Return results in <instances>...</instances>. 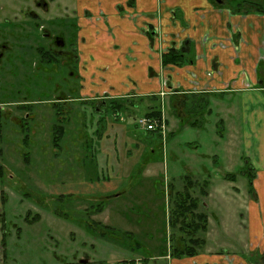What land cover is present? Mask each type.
Listing matches in <instances>:
<instances>
[{"label": "rangeland", "instance_id": "rangeland-1", "mask_svg": "<svg viewBox=\"0 0 264 264\" xmlns=\"http://www.w3.org/2000/svg\"><path fill=\"white\" fill-rule=\"evenodd\" d=\"M33 1L0 0V33L15 32L14 37L8 36L7 45L11 47L17 37L21 44L12 52L15 57L5 68L0 89L4 93L3 108L9 113L0 123V264H76L85 255L103 264H125L130 260H136L134 264H172L160 257V248L170 249L171 245L170 230L166 236L163 231L165 224L169 227V191L172 184L182 191L189 182L194 185V197L204 200L200 211L215 222L219 218L223 225L215 248L228 256L245 251L246 211L242 205L250 197L249 190L254 192L250 171L236 158L228 169L223 156L230 150L231 140L225 130L218 129L215 113L206 117L200 113L199 98H132L129 104L134 106L122 112V120L114 121L112 111L106 113L108 125L115 124L118 129L107 126L99 134L92 129L98 116L94 120L91 117L98 104L87 106L73 100L62 105L63 114L69 118L64 124L65 138L58 148L52 144L54 104L60 98L69 101L81 95L79 65L72 57L68 66L63 58L61 65L42 60L36 45L45 30L52 36L61 30L60 34L66 33V43L71 44L76 20H70L69 28L60 27L69 23L71 2L55 0L49 12L36 10L40 18L34 27L35 20L28 17V6L35 9ZM250 1L264 7V0ZM25 30L26 46H22ZM42 46L50 48L51 44L45 41ZM183 99L188 102L185 108L180 104ZM13 104L32 106L35 120L19 127L12 119ZM195 105L196 110L190 112ZM156 106L163 111L165 130L149 133L138 126V121ZM196 121L197 126H185ZM96 134L105 137L103 143H95L97 148L106 144L124 158L120 165L123 170L111 176V182L96 178L98 174L104 176L105 163L100 162L97 169L85 165L84 146L87 140L95 141ZM141 138L152 147L145 171H141L140 164L132 170L129 161L140 159L137 142L141 143ZM225 173L236 174L237 183L227 185ZM205 183L211 198L200 195L199 185ZM100 203L105 210L91 217L90 206ZM252 254L246 256L251 258L249 264H264V254Z\"/></svg>", "mask_w": 264, "mask_h": 264}, {"label": "crops", "instance_id": "crops-1", "mask_svg": "<svg viewBox=\"0 0 264 264\" xmlns=\"http://www.w3.org/2000/svg\"><path fill=\"white\" fill-rule=\"evenodd\" d=\"M71 9L79 27L83 99L199 98L200 113H215L218 129L231 140L223 156L228 169L236 158L250 171L254 192L249 190L242 205L245 251L228 256L215 248L223 225L210 217L207 243L198 256L163 259L172 264H247L248 254H264V14H233L208 0H78ZM171 49L192 62L164 66L163 55ZM223 179L227 185L237 183L233 173Z\"/></svg>", "mask_w": 264, "mask_h": 264}, {"label": "trees", "instance_id": "trees-1", "mask_svg": "<svg viewBox=\"0 0 264 264\" xmlns=\"http://www.w3.org/2000/svg\"><path fill=\"white\" fill-rule=\"evenodd\" d=\"M236 1L237 3L235 1H232V3H227L225 5H222L221 7L228 8L236 14H249V13L264 14V7L253 5L254 7H251L245 11L242 7L243 4L241 0H236ZM184 57H185L184 52L171 49V51L163 55L162 63L166 67L167 66H176V67L184 66L185 67L186 63H189L192 61L186 60ZM153 99L158 100L160 98L154 97ZM108 102L110 104V108H111V111H113V113L124 112V111H127L130 106H134V104H131V105L129 104L128 99H124V98L123 99H110L108 100ZM145 116L162 121L163 111L159 106H156L155 108H151V111L147 112ZM116 121H120V120H116ZM0 123H1V118H0ZM100 123L102 124L103 122H100ZM198 123L199 122L196 121V122L191 123V125L197 126ZM111 125H112L111 130L116 127L115 124L109 123L108 125V123L105 122L104 127L99 128V124H98V127L95 128V133L97 131H98V134H99V131H102L103 133V131H105L107 126H109L108 128H110ZM146 132L150 133V131H146ZM153 132H157V131H153ZM98 134H96L97 138L95 141L93 140L86 141V145L84 146L86 150V154L84 158L85 165H88L90 169L91 168L97 169L100 162L103 164L105 163V165H107V168L105 167L104 169H107V170H103V173H105L104 176L102 175V177H100L101 174L100 175L98 174V176L96 175L97 177L96 176L95 177L97 178L98 181L111 182L112 181L111 176H116L123 170L120 165H122L121 162H123L124 158H122L123 157L122 154L121 155L116 154V150H114L111 147L109 148V146L106 144L100 149L97 148V145H95V143L101 144L103 143L102 140H105V137L101 135L98 136ZM119 136H118V139H120ZM27 137L28 135L26 136L25 140H28ZM134 137H137V136L134 135ZM64 138H65L64 130H62L61 128L53 129L52 144L55 147L58 148L60 146V143L64 140ZM142 139L143 138L139 140L141 143H138L137 140L134 141V143L137 142V147L138 149H140L137 151L138 153L135 152L137 154L141 153L140 159L139 158L138 160L130 159L133 156L132 152L130 155H128L130 159L129 161L133 163V165L131 166L132 170L136 168L138 164H140L139 167L141 166L143 167L141 171H145V168L146 166H148V163L150 162L151 157H152V154L150 152L152 149L151 145L147 146V144H145V142L147 143L149 141L147 139L145 140H142ZM146 148H148L147 151H146ZM113 150L115 154H113ZM118 169H121V170H118ZM206 184L207 183H205V185H201V184H200L201 186L199 185L200 195L202 196L203 199L208 197V194H209L208 191L206 190V187H207ZM193 186H194L193 183L189 182L188 186H185L182 191L176 190L173 184L170 187V191H169L170 211H169V217H168L169 227L165 224L163 231L166 236L167 229L170 230L169 238L171 241V245H170V249H168L166 246L161 247L160 256H167V257L170 256L172 259L193 258L195 256H198L203 251L204 247L206 246L205 245L207 243L206 235L209 231V220H208L209 215L206 212L200 211V206L203 207L204 200H200L194 197L193 195L194 187ZM91 209L93 211L89 213H91L90 215L91 217H93L95 215H99L103 213V211L105 210V207H104V204L100 203V204H95V205L90 206L89 210ZM108 228L113 229V227H110V226ZM165 240L166 239L164 238V241ZM124 263L127 264V262L125 261Z\"/></svg>", "mask_w": 264, "mask_h": 264}, {"label": "flooded vegetation", "instance_id": "flooded-vegetation-1", "mask_svg": "<svg viewBox=\"0 0 264 264\" xmlns=\"http://www.w3.org/2000/svg\"><path fill=\"white\" fill-rule=\"evenodd\" d=\"M77 1L78 0H70L71 6H74L77 3ZM208 1H210L218 9H228V8H223L221 6L225 5L227 3H232V1H235L237 3L236 0H208ZM33 2H35L34 3L35 9H32L30 5L28 6L29 7L28 9L31 10V12H30L31 16H28V17L32 20H35L34 27H37L38 26L37 19H38V17L40 18V16L38 15L39 13L36 10H38V8H39V9H42L44 12H49L51 9L50 5L53 4L55 2V0H35ZM241 2L243 4L242 7L245 11L251 7H254L253 5L262 7L258 3H255V1L241 0ZM60 8H61V4H59V9ZM228 10H230V9H228ZM73 13H75V11H72V9H71L70 16L68 17L69 23L67 25L61 24L60 27L64 26L65 28H69L71 26L70 23L72 21H70V20L73 19V15H74ZM232 13L236 14L234 12H232ZM241 15H247V14H241ZM52 23H53V21H52ZM42 30H44V29H42ZM42 30H41V32H42ZM71 30L74 31V33L72 34V37H71L72 38L71 44H68V42L66 43V41H67V40H65L66 39L65 38L66 33L60 34L61 30L56 31L57 35H55V36H52L51 33H48V32H46L47 30H45V32L42 33V36L40 38L41 41L38 43V45H36V48L38 49L37 53L39 54V57L42 60L44 59L45 61H49V63L54 62V63H58V64L60 63L61 58H63L66 60L65 61L66 66H68V60L70 59V57L76 58L77 59V65H79V69H80V60H79V52H78L79 27H78L77 21H76V24L74 26V29H71ZM26 34L27 33L25 30V32H24L25 36H23V39H22L24 41V43H22V46H26V40H25ZM15 35H16L15 32H10L8 34H1L0 33V89H2L1 85L4 82L3 74L5 73V68L8 67L12 63V61L14 60V57H15L14 53H12V52L14 51L15 46H18V47L21 46V44L18 43V41H20V37H17L16 39L14 38L11 47L9 45H7L8 36L14 37ZM28 37H29V35H28ZM45 41H48L49 45L51 44L50 48L42 46L43 42H45ZM72 41H73V43H72ZM169 51H171V50H169ZM71 54H73V56H71ZM25 58H26V50H25ZM60 65H61V63H60ZM72 73H75V72H72ZM78 78L80 79V74H78ZM80 87H81V79H80ZM3 95H4V93H2L0 91V118L9 116V113L8 114L6 113L7 110H4V108H3L5 106V104L2 103L3 102V98H2ZM178 97H182V96H178ZM132 98H139V97H127L124 99L132 100ZM120 99H123V98H120ZM139 99L143 100V98H139ZM149 99H151V98H149ZM73 100H74V102H80V104L87 105V106L98 104L97 107L96 106L93 107V109L96 111V112H94L95 114L92 113L93 115H91L93 120L95 119L94 118L95 116H98V120H97L98 123H97V125L94 123L92 129L97 128L98 124H99V128L104 127L105 122H107L106 113L108 111H111L110 104L108 102V100H110V99L102 97L99 99L85 100L82 98V94H81L79 98L71 99L69 101L66 99H63V98H60V100H57L59 102H56V103L54 101H52V104L55 103L54 104V107H55L54 110H55V116H56L55 122L50 125L51 127H53L52 130L55 128H57V129L61 128L62 130L65 131V134H66L65 125H66V123H68L69 118H68V115L63 114L62 105L69 103V102H73ZM180 104H182V102ZM13 105H11V106H13ZM59 105H60V107H59ZM14 106H15V108L11 111V113L12 112L14 113V117H12V119L16 122V124H18L19 127L24 128V127H26V125H28L30 123L29 120H31V119L35 120V117H32L33 114H31L32 106L30 107L29 105H25V104L24 105L23 104H19V105L16 104ZM30 109H31V111H30ZM112 113H113V111H112ZM113 114H114L113 115L114 121L122 120V117H121L122 112L113 113ZM162 120H164L163 116H162ZM56 122H57V124H56ZM100 122H103V123L101 124ZM155 131L163 132L164 130H162L161 128H158ZM151 132H153V131H151ZM250 255H253V254L250 253ZM160 257L162 259L163 258L168 259V257H170V256H168V257L167 256H160ZM245 259H246L247 264H249V259H251V258L246 257ZM179 260H181V258ZM83 261L87 262V264H101V263L92 262V260L87 255L85 256V258L79 260L80 264H83ZM136 262H137L136 260L135 261L130 260V262H128L127 264H134Z\"/></svg>", "mask_w": 264, "mask_h": 264}, {"label": "built area", "instance_id": "built-area-1", "mask_svg": "<svg viewBox=\"0 0 264 264\" xmlns=\"http://www.w3.org/2000/svg\"><path fill=\"white\" fill-rule=\"evenodd\" d=\"M138 126L145 131H155L158 128L165 130L164 121L162 120H155L153 118L144 117L139 119Z\"/></svg>", "mask_w": 264, "mask_h": 264}, {"label": "water", "instance_id": "water-1", "mask_svg": "<svg viewBox=\"0 0 264 264\" xmlns=\"http://www.w3.org/2000/svg\"><path fill=\"white\" fill-rule=\"evenodd\" d=\"M84 263L87 264V262L83 261V264H84Z\"/></svg>", "mask_w": 264, "mask_h": 264}]
</instances>
